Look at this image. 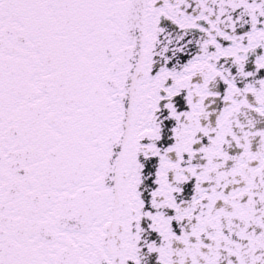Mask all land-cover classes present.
Returning a JSON list of instances; mask_svg holds the SVG:
<instances>
[{
    "label": "snow or ice",
    "instance_id": "snow-or-ice-1",
    "mask_svg": "<svg viewBox=\"0 0 264 264\" xmlns=\"http://www.w3.org/2000/svg\"><path fill=\"white\" fill-rule=\"evenodd\" d=\"M0 264H264V0H0Z\"/></svg>",
    "mask_w": 264,
    "mask_h": 264
}]
</instances>
